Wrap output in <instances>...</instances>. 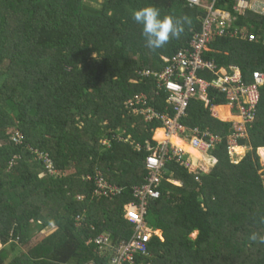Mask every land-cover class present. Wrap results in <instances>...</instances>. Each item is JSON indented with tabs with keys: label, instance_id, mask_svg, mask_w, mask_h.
<instances>
[{
	"label": "trees",
	"instance_id": "1",
	"mask_svg": "<svg viewBox=\"0 0 264 264\" xmlns=\"http://www.w3.org/2000/svg\"><path fill=\"white\" fill-rule=\"evenodd\" d=\"M146 5L190 23L179 38L150 49L132 18ZM233 5L217 3L234 14L232 25L257 34L264 29L263 16L237 15ZM204 14L186 0H103L97 6L85 0H0V264L106 262L101 259L109 255H98L95 236L108 233L113 244L128 239L133 227L124 206L133 187L144 182L145 144L156 146L152 135L159 123H145L124 103L145 92L150 105L166 106L164 93L155 97L153 79L137 72L161 69L163 56L186 48ZM203 58L216 69L237 66L247 81L255 70L264 76L261 37L215 36ZM200 75L214 77L209 71ZM259 88L256 119L248 138L238 142L250 149L236 164L226 150L231 123L210 111L225 97L210 89L208 105L190 100L181 121L223 139L204 155L211 161L207 168L166 162L160 196L145 215L163 240L153 236L151 257L135 256L136 264H264V81ZM16 131L24 136L21 144L12 139ZM34 149L48 154L55 174ZM96 172L122 187L121 193L93 197ZM46 228L53 230L32 244L31 233Z\"/></svg>",
	"mask_w": 264,
	"mask_h": 264
},
{
	"label": "built area",
	"instance_id": "2",
	"mask_svg": "<svg viewBox=\"0 0 264 264\" xmlns=\"http://www.w3.org/2000/svg\"><path fill=\"white\" fill-rule=\"evenodd\" d=\"M186 1L191 6L200 7L205 12L200 32L192 37L186 48L177 50L169 57L163 56L165 63L161 69L138 71L140 78L151 77L153 79L155 96L164 93L166 106L163 109H157L150 105L151 100L145 92L135 93L124 103L125 108L140 115L145 122L159 123L164 135L163 138L152 137L157 142L155 147L151 146L150 142H146L145 148L149 154L145 157L144 167L147 174L141 185L133 187V199L124 206V217L132 225L133 231L128 239H122L117 244H113L108 233L95 236L93 241L98 246V255L101 258L107 255L109 257L101 259L107 260L106 262L91 260L85 264H136L135 256L149 255L151 257L150 242L153 236H158L163 240L160 231L147 225L145 215L149 202L160 196L158 187L165 177L166 162L175 160L179 165L190 170L193 167V159L186 146L199 154L208 155L223 139L221 135L214 134L207 128H189L181 121L186 116L191 99H199L208 105L210 89H215L225 97L224 104L228 106L231 117L230 120H226L231 123L230 131L225 138L226 150L232 162L237 163L242 157H239L236 149L239 146V140L248 138V130L256 119L260 102L259 87L264 81V76L260 71L255 70L250 80L247 81L237 66L216 69L212 60L203 58V52L208 50V44L215 36L231 34L234 37L255 41L258 35L246 31L243 27L233 28L231 13L217 6L220 0ZM248 9L264 15V1L234 0L233 10L236 13L243 14ZM201 71H209L214 77L205 78L200 75ZM172 137L184 140L185 144L173 142ZM12 139L15 143L24 142V136L19 131L12 135ZM102 144L109 145V141L103 140ZM135 148L140 150L142 146L136 143ZM32 151L36 158L43 159L48 172L55 174L48 154L37 149ZM87 178L90 179L88 176ZM167 180L180 185L172 179ZM93 181L95 183L93 197H113L123 190L122 187L108 182L101 172H96ZM83 197L82 195L78 198ZM76 219L79 223L80 217L77 216ZM140 264L152 263L147 260Z\"/></svg>",
	"mask_w": 264,
	"mask_h": 264
},
{
	"label": "clouds",
	"instance_id": "3",
	"mask_svg": "<svg viewBox=\"0 0 264 264\" xmlns=\"http://www.w3.org/2000/svg\"><path fill=\"white\" fill-rule=\"evenodd\" d=\"M132 18L137 24L141 25L142 35L145 38L146 45L148 48L153 50L164 47L172 38H179L181 33L184 31V24L190 23V20L187 17H185L183 20H180L175 19L170 15H162L158 8L151 5H146L144 7L134 10L132 13ZM155 97H153L152 99H155ZM157 130H161L160 125L153 130L152 137L156 135ZM108 141V146H110L111 141ZM245 147H247L248 150L250 149V147L248 146ZM245 154L241 157V159L245 156ZM194 233L195 235L197 234L196 231ZM253 239H255V236H253Z\"/></svg>",
	"mask_w": 264,
	"mask_h": 264
},
{
	"label": "crops",
	"instance_id": "4",
	"mask_svg": "<svg viewBox=\"0 0 264 264\" xmlns=\"http://www.w3.org/2000/svg\"><path fill=\"white\" fill-rule=\"evenodd\" d=\"M264 1V0H263ZM227 11V10H226ZM247 11H250V12H253V13H255V14H258V15H260V16H263L264 17V15L263 14H260V13H257V12H255V11H252V10H246L243 14H238V13H236L237 15H244ZM230 12V11H229ZM231 17H232V19L234 20V14H232L231 15ZM233 26V28L234 27H243L246 31H248V27L247 26H245V25H232ZM255 33V32H254ZM255 34H257V33H255ZM258 35V39H259V37H261L262 38V43L264 44V42H263V37H264V29H262V31L260 32V33H258L257 34ZM245 39H247V38H245ZM257 39V40H258ZM217 108H222L221 109V112L223 113V115L225 116V118H221L220 117V110H219V112H216V109ZM211 112H212V115L214 116V117H216V118H218V119H220V120H222V121H226V120H230L231 119V117H230V115H229V108H228V106L226 105V104H219V105H215V106H213L211 109ZM227 110V111H226ZM227 122H229V121H227ZM176 139H178V143L177 144H185V141L184 140H180L179 138H176ZM187 145V144H186ZM238 147H240V151L239 152H237L238 153V155H239V157H241V156H243L247 151H248V148L247 147H245V146H238ZM186 149L189 151V153L191 154V158L196 162V165L198 166V164H201L202 166H204V167H208V165H206V164H208V163H211V161L209 160V158L207 159L205 156H207V154L204 156V155H202V154H199L198 152H196L195 150H193L192 148H190L189 146H186ZM237 151V150H236ZM264 152V149H263V151H262V153ZM262 153H261V155H262ZM263 155H264V153H263ZM262 155V156H263ZM261 156V157H262ZM231 160V159H230ZM237 160H239V158L237 159ZM193 161V162H194ZM206 162V163H205ZM231 162H232V160H231ZM262 162H263V160H262ZM232 163H234V164H236V162H232ZM263 164H264V162H263Z\"/></svg>",
	"mask_w": 264,
	"mask_h": 264
},
{
	"label": "rangeland",
	"instance_id": "5",
	"mask_svg": "<svg viewBox=\"0 0 264 264\" xmlns=\"http://www.w3.org/2000/svg\"><path fill=\"white\" fill-rule=\"evenodd\" d=\"M85 1H86L87 3H90V4H92V5L97 6V5H99L103 0H85ZM220 117H221V118H225V117H223V116H221V115H220ZM260 155H261V153H260ZM261 156H262V155H261ZM261 160H263V162H264V157H263V156L261 157ZM193 161H194V160H193ZM205 163H206V162H205ZM263 165H264V164H263ZM193 166H197L195 161L193 162ZM200 166H202V165H201V164H198V167H200ZM52 230H53V229L46 228V229H44V230H42V231H37V230L33 231V232L31 233L30 242H31L32 244L38 242L41 238H43L45 235H47L48 233H50ZM195 236H196L195 233H193L191 237H195ZM0 247H1V243H0ZM22 249L25 250L24 247H23Z\"/></svg>",
	"mask_w": 264,
	"mask_h": 264
},
{
	"label": "bare ground",
	"instance_id": "6",
	"mask_svg": "<svg viewBox=\"0 0 264 264\" xmlns=\"http://www.w3.org/2000/svg\"><path fill=\"white\" fill-rule=\"evenodd\" d=\"M221 109H222V108H217V109H216V112H219V110H220V112H221ZM226 111H227V110H226ZM220 112H219V113H220ZM220 115L223 116V117H225V116L223 115L222 112L220 113ZM163 137H164V135H163L162 130H157L156 135H155V138H163ZM171 139H172L173 142H175V143L177 142V143H178V139H176V137H172ZM155 229H156V228H155ZM157 230L160 231L159 229H157ZM160 233H161V235H162V231H160ZM162 237H163V235H162Z\"/></svg>",
	"mask_w": 264,
	"mask_h": 264
}]
</instances>
